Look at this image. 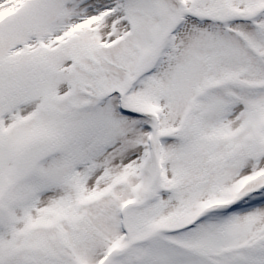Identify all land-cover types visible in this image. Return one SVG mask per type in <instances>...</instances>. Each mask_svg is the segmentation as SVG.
Listing matches in <instances>:
<instances>
[{"label": "snow or ice", "instance_id": "1", "mask_svg": "<svg viewBox=\"0 0 264 264\" xmlns=\"http://www.w3.org/2000/svg\"><path fill=\"white\" fill-rule=\"evenodd\" d=\"M0 264H264V0H0Z\"/></svg>", "mask_w": 264, "mask_h": 264}]
</instances>
